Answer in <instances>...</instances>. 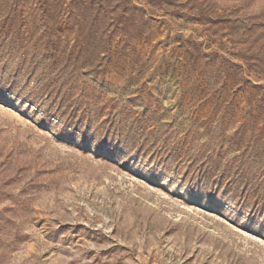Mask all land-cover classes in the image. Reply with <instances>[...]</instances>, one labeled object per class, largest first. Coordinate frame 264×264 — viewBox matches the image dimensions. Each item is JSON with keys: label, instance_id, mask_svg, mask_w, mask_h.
Wrapping results in <instances>:
<instances>
[{"label": "rangeland", "instance_id": "rangeland-1", "mask_svg": "<svg viewBox=\"0 0 264 264\" xmlns=\"http://www.w3.org/2000/svg\"><path fill=\"white\" fill-rule=\"evenodd\" d=\"M0 264H264V0H0Z\"/></svg>", "mask_w": 264, "mask_h": 264}]
</instances>
